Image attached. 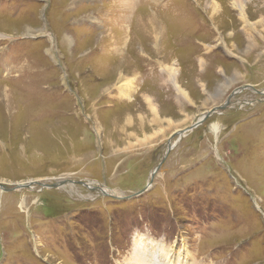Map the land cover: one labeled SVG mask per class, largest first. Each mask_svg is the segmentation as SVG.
<instances>
[{"label": "rangeland", "instance_id": "374dc122", "mask_svg": "<svg viewBox=\"0 0 264 264\" xmlns=\"http://www.w3.org/2000/svg\"><path fill=\"white\" fill-rule=\"evenodd\" d=\"M262 92L264 0H0V264H264Z\"/></svg>", "mask_w": 264, "mask_h": 264}, {"label": "bare ground", "instance_id": "6f19581e", "mask_svg": "<svg viewBox=\"0 0 264 264\" xmlns=\"http://www.w3.org/2000/svg\"><path fill=\"white\" fill-rule=\"evenodd\" d=\"M235 1H238V2H240V0H235ZM212 6V5H211ZM236 6H238V5H236ZM207 7V6H206ZM209 8H211V7H209ZM238 8H241V7H238ZM244 10V9H243ZM241 11V10H240ZM154 27V26H153ZM154 32V31H153ZM247 49H249V47H247ZM174 70H173V68H170V67H168V69H167V72H168V76H169V78H171L172 79V77L174 76V72H173ZM167 76V77H168ZM130 82V81H129ZM122 85H123V83H122ZM127 86V85H126ZM123 88H125L124 86H123ZM122 87H120L119 88V92L120 91H122V93H124L125 92V90L123 89ZM126 88H129V87H126ZM131 88L132 87H130L129 88V91L131 90ZM122 97V96H121ZM123 97H125V96H123ZM147 105V104H146ZM213 132H216L214 129L212 130ZM26 188H30V186H29V184L27 183V185L25 186ZM0 189H1V187H0ZM19 189H22V188H19ZM2 190V189H1ZM99 191H100V193H103V194H107V191H105L104 189L102 190H100L99 189ZM167 246V245H166ZM152 249H150L149 250V255L152 257V258H154V259H156V256H157V261H156V263L157 264H190V259L189 258H191V256H190V252H189V250L185 247V245H184V247L182 248V249H180V250H177L176 249V245H175V248L174 249H171V248H164V246L163 245H159V246H157V248L153 251V254L151 255V253H150V251H151ZM135 253V255L137 256L138 255V252H134ZM193 263V262H192Z\"/></svg>", "mask_w": 264, "mask_h": 264}, {"label": "water", "instance_id": "95a60500", "mask_svg": "<svg viewBox=\"0 0 264 264\" xmlns=\"http://www.w3.org/2000/svg\"><path fill=\"white\" fill-rule=\"evenodd\" d=\"M257 93H259L260 94V92H257ZM229 104V101L227 100L226 102H225V105H223L222 107L220 106V107H217L216 109H212L209 113H206L203 117H205V118H207L208 116H211L213 113H216L218 110L219 111H222V110H224L226 107H227V105ZM204 118V119H205ZM178 133H176L173 137H170V139L167 141V148H166V151L168 152L171 148H172V146H173V144H172V140L175 138H177V135ZM181 134H179V136H180ZM163 161H164V157L162 158V161L152 170V172L150 173V178H151V180H150V182H152V179L154 178V176H155V174H156V172H157V170H158V168L161 166V164L163 163ZM67 182H61V183H57V184H55L57 187H60L61 185H65ZM39 185V184H38ZM1 187V189L4 191V190H12V189H6V188H4L3 186H0ZM85 187H88V185L86 184L85 185ZM14 188H26V187H23L22 185H16V186H14ZM94 189H98V188H94ZM146 191V188H143L140 192H137V193H135V194H133V195H131V196H128L127 198H129V199H131L132 197H135V196H139V195H141V194H143L144 192ZM107 195H109V193L107 194ZM115 197V196H114Z\"/></svg>", "mask_w": 264, "mask_h": 264}, {"label": "flooded vegetation", "instance_id": "af4514ba", "mask_svg": "<svg viewBox=\"0 0 264 264\" xmlns=\"http://www.w3.org/2000/svg\"><path fill=\"white\" fill-rule=\"evenodd\" d=\"M100 185V184H99ZM96 187H98V184H97V186ZM93 193H97L95 190L94 191H92Z\"/></svg>", "mask_w": 264, "mask_h": 264}, {"label": "clouds", "instance_id": "9594fccd", "mask_svg": "<svg viewBox=\"0 0 264 264\" xmlns=\"http://www.w3.org/2000/svg\"><path fill=\"white\" fill-rule=\"evenodd\" d=\"M259 92V91H258Z\"/></svg>", "mask_w": 264, "mask_h": 264}]
</instances>
